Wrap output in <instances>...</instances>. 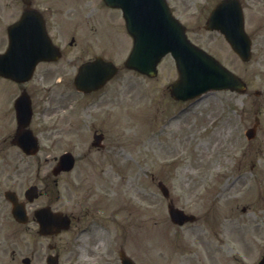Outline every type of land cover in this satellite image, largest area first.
Instances as JSON below:
<instances>
[{
	"label": "rangeland",
	"instance_id": "1",
	"mask_svg": "<svg viewBox=\"0 0 264 264\" xmlns=\"http://www.w3.org/2000/svg\"><path fill=\"white\" fill-rule=\"evenodd\" d=\"M99 1L76 0L75 5L89 10L90 6L99 7ZM214 1L169 0L175 14L186 25L188 37L215 54L247 82L245 95L210 90L192 103H167L164 97L168 96L167 84L177 75L170 55L162 59L153 78L146 79L124 69L122 61L130 50L131 41L120 11L105 13L95 8L80 26L75 25L78 21L71 23L75 26L70 30H77L76 45L68 48L54 68L58 66L64 71L62 74L67 77L64 79L71 87L73 70L83 58L101 52L114 59L120 71L117 79L110 83L105 98L108 102L102 103L104 106L114 104V111L108 109L107 116L99 111L91 118L75 108L69 114V126L54 123L61 130L40 138V151L34 158H22L25 168L23 181L16 187L19 192L35 180L37 172L40 177L50 172L53 158L64 150H72L77 160L74 172L88 173L96 191L103 194L112 190L117 198L120 226L118 242L116 240L114 245L124 247L137 264H238L241 261L251 264L264 249V25H254L258 18H263L264 22V15L247 11L252 21L246 26L259 40L253 45L252 58L242 62L220 34L203 28L206 13ZM8 87L5 83L4 88ZM59 89L69 90L67 84L60 85ZM254 90H259L260 95H254ZM72 95L71 105L77 104L79 108L81 95L75 92ZM151 107L156 108L154 116H148L147 108ZM166 108H177L179 117L163 126L168 114ZM254 117L259 120L257 131L253 138L247 139L244 132L253 124ZM93 129L105 133L103 152L90 146ZM108 167L110 171H101ZM108 173L112 174L111 182L105 179ZM237 174H241L240 178L230 185ZM64 179L62 176L59 181L60 198L55 203L60 207L64 200ZM157 180L166 183L170 198L178 207L195 214V221L179 226L169 220L167 201L156 185ZM142 217L146 230L142 229V221L137 224ZM131 220L135 222L133 231H139L132 245L120 236L121 224ZM249 221L260 226H248ZM6 230L7 250L0 258H6V264H20V256L32 254L35 238L24 234L12 259L14 246L9 225ZM148 230L150 238L143 244L141 232ZM254 234L256 237L252 236ZM64 239L65 235L61 234L55 237L54 243L60 261L68 264ZM78 241L84 243L82 246L90 244L85 236ZM38 242H42V251H45L47 240L39 238ZM141 246L148 248L142 250ZM83 249L76 247V258L80 262L86 260L83 256L87 252ZM98 250L104 252V248ZM32 263L45 264L40 259Z\"/></svg>",
	"mask_w": 264,
	"mask_h": 264
},
{
	"label": "flooded vegetation",
	"instance_id": "2",
	"mask_svg": "<svg viewBox=\"0 0 264 264\" xmlns=\"http://www.w3.org/2000/svg\"><path fill=\"white\" fill-rule=\"evenodd\" d=\"M246 1L248 2V0ZM263 1L251 0V3L261 5ZM258 25H264V22L260 20ZM4 44L5 40L1 36L0 49ZM43 63L45 65L41 67L40 77L48 80L50 76H53L54 70L50 67L51 62ZM22 90H26L28 93L31 109L29 125L35 133L49 136L61 130V128L55 127V124L62 122L69 126L70 96H67L66 93L61 94L55 88L46 87L44 84L24 87L22 84L12 82V85H9L7 89L0 87V255L7 250L6 228L9 225V234L13 237L11 244L14 246L11 251L12 259H15L16 246L19 247L24 232L35 238L34 249L28 256V264H31L33 260L43 259L45 254L42 253V243L38 242V239L43 237L49 241L54 239V235L42 236L38 234V226L33 214L42 206L55 207V202L59 200V181L63 176L65 179L62 210L67 217V228L62 233L65 235L64 246L68 264H118V259L114 256L118 250L114 245L118 240L119 226L117 198L113 196L112 190H106L103 194L96 191V187L87 182L89 178L79 171L77 174L73 172V169L62 171L56 177H50L49 173L40 177L37 172L34 178L35 181L42 183V187L38 186L37 188L39 194L37 198L31 202H25L28 213L27 221L21 223L13 218L12 205L5 198L4 193L6 190L15 191L16 187L21 185L24 177L22 174L23 168H25L22 166L24 153L13 142L16 128V112L13 103ZM22 102L25 104L24 99ZM95 103L96 101L90 103L89 107ZM104 147L103 145L100 149L102 150ZM53 160L56 161L55 158ZM103 170L104 168H102ZM105 179L107 182H111L112 174L108 173ZM30 184L38 185L34 181ZM18 199L21 200L22 195L18 196ZM2 232L3 234H1ZM84 236L89 238V243L92 246L90 244L82 246L84 243L78 241V238ZM76 247L80 249L84 247L83 250L87 252L83 257L86 258L85 261L80 262L76 258ZM99 247L104 248V252L99 251ZM18 259L22 264V257L20 256ZM5 261L6 258H0V264H6Z\"/></svg>",
	"mask_w": 264,
	"mask_h": 264
},
{
	"label": "water",
	"instance_id": "3",
	"mask_svg": "<svg viewBox=\"0 0 264 264\" xmlns=\"http://www.w3.org/2000/svg\"><path fill=\"white\" fill-rule=\"evenodd\" d=\"M105 1L122 9L128 31L134 39V47L125 61L126 66L136 68L148 75H154L156 73V63L160 57L166 52H171L179 72L178 79L170 86L171 93L174 96L185 99L210 88L243 90L245 84L238 76L186 38L184 27L171 15L165 0ZM217 12L219 11L216 10L214 15ZM215 17L218 18L217 15ZM215 17L214 19L211 18L209 20L210 25L206 26L220 28L232 48L241 58L248 59L250 56L248 38L242 32L237 34V31L233 28L234 25L229 27V25L217 24ZM102 65L110 66L109 63H103ZM84 69L85 67L80 71V77L90 75L86 71L87 69ZM59 162L61 168L67 169L72 163V157L69 153H64L60 156ZM160 187L167 194L166 188L162 185ZM13 212L17 218H20L21 209L19 205H15ZM169 212L172 220L177 223L192 218V216L185 215L172 205H169ZM41 215V232H47L52 227L57 232L64 226V216L60 212H51L46 208L41 210ZM49 262L50 264H56L55 258L52 256ZM129 262L128 258H122L123 264H129ZM259 264H264V256Z\"/></svg>",
	"mask_w": 264,
	"mask_h": 264
}]
</instances>
